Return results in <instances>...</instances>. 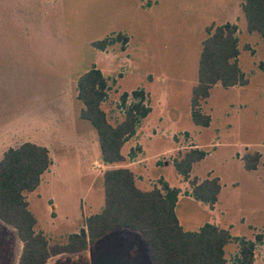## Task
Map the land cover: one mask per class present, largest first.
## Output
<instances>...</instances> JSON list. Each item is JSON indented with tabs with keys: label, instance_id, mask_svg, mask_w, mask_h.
Listing matches in <instances>:
<instances>
[{
	"label": "rangeland",
	"instance_id": "374dc122",
	"mask_svg": "<svg viewBox=\"0 0 264 264\" xmlns=\"http://www.w3.org/2000/svg\"><path fill=\"white\" fill-rule=\"evenodd\" d=\"M243 2L0 0V160L9 147L25 142L50 150L51 173L27 197L36 229L52 243L78 233L85 218L104 205L105 166L97 132L81 119L77 98L79 77L96 66L109 80L102 107L112 124L124 119V93L143 90L151 108L123 148L128 163L139 157L143 162L134 169L142 175L138 186L147 191L165 182L187 189L173 161L199 146L208 154L194 166L191 179L220 178L222 205L212 213L182 196L176 209L181 225L197 231L215 219L234 238L254 241L261 235L254 264H264V171L249 173L237 158L247 149L264 154V38L248 32ZM228 22L239 27L240 65L249 84L214 87L202 103L212 122L202 128L192 121L191 97L206 28ZM119 36L128 37L125 46L117 42L104 52L92 46ZM128 234L115 230L88 250L48 264H92L100 256L95 246H103L109 258L134 256L114 250L131 244ZM135 244L136 255L141 250L144 256ZM21 250L13 228L0 221V264H17ZM238 253L237 241L226 247L228 264Z\"/></svg>",
	"mask_w": 264,
	"mask_h": 264
},
{
	"label": "trees",
	"instance_id": "16d2710c",
	"mask_svg": "<svg viewBox=\"0 0 264 264\" xmlns=\"http://www.w3.org/2000/svg\"><path fill=\"white\" fill-rule=\"evenodd\" d=\"M241 9L248 32L264 38V0H244ZM206 32L208 37L203 41L198 81L191 97L192 121L202 128H208L212 122L211 115L203 111L202 103L211 96L214 87L220 85L229 89L249 84L240 65L238 25L231 22L220 26L212 24ZM117 42L125 46L128 37L106 38L93 42L92 46L104 52ZM260 69L264 71V62ZM109 89L108 78L96 66L78 79L77 98L83 105L80 117L96 130L102 163L110 168L102 176V211L86 217L83 228L69 235L65 242L52 243L44 232L37 231L38 221L27 197V193L40 187L43 176L53 165L50 150L25 142L3 154L0 160V221L13 228L22 244L17 264H48L57 257L84 252L118 229L141 233L154 264H228L226 247L234 241L239 243L234 264H254L257 244L263 239L261 235L254 241L234 238L229 230L212 223H206L197 231H186L176 213L182 193L180 188H172L165 182L147 191L138 187L135 173L126 166L128 158L123 148L151 108L145 104L143 90H135L131 95L124 93L120 104L124 119L114 125L102 107ZM207 154L193 146L180 153L173 164L191 186V192L186 194L214 208L222 189L219 178L191 179L193 166L203 161ZM243 161L247 170H257L262 154L247 150Z\"/></svg>",
	"mask_w": 264,
	"mask_h": 264
},
{
	"label": "crops",
	"instance_id": "0c3cea01",
	"mask_svg": "<svg viewBox=\"0 0 264 264\" xmlns=\"http://www.w3.org/2000/svg\"><path fill=\"white\" fill-rule=\"evenodd\" d=\"M39 145V144H38ZM43 146V145H42ZM45 146V145H44ZM46 147V146H45ZM196 147H199V146H196ZM9 148H16L15 146H12V147H9ZM8 148V149H9ZM7 149V150H8ZM247 150H249V149H247ZM246 150V151H247ZM6 151V150H5ZM5 151L3 152V154L5 153ZM251 151V150H250ZM256 151V150H255ZM259 152V151H258ZM246 152H244L243 154H241V153H238V155H237V158H238V160H241L242 162H243V167H244V169L246 170V171H248L249 173L250 172H253V173H261L262 171H264V154H262L261 152V154H262V161H261V164L259 165V167H258V169L257 170H254V171H249V170H247L246 168H245V164H244V161H243V156H244V154H245ZM3 154H2V157H3ZM126 157H127V155H125ZM128 158V157H127ZM2 159V158H1ZM143 162H142V160L140 159V157L139 158H136L134 161H132V162H129L128 163V161H127V167H129V168H131L132 170H133V172L135 173V175H136V179H137V185H138V182L139 181H142V179H141V177H142V175H140V173H137V172H135V168H138L139 167V165L140 164H142ZM200 163V162H199ZM53 165H54V162H53ZM53 165H52V167H53ZM196 165V164H195ZM194 165V166H195ZM105 166V170L104 171H106L108 168H110L109 166H106V165H104ZM194 166H193V168H194ZM192 171H193V169H192ZM51 173V169L47 172V173ZM46 174V173H45ZM207 178H216V177H212V176H208ZM207 178H205V179H207ZM200 181H203V180H205V179H200V178H198ZM43 180H44V178H43ZM43 180H42V182H43ZM219 180H220V182H221V179L219 178ZM186 183H188V186H187V189H182V188H180L181 190H182V193H181V195L179 196V200H180V197H182V196H186V197H189V198H191V199H193V200H195L191 195H187L186 194V192H191V186H190V184H189V182H186ZM42 184V183H41ZM221 186H222V184H221ZM139 187V186H138ZM140 188V187H139ZM223 186H222V189H221V192H220V195H219V202L217 203V205L214 207V208H210V206L209 205H207V204H203V203H201V202H199V201H197V200H195V201H197V202H199L201 205H202V207H204V209H206L207 211H210V212H212V213H214L221 205H222V200H221V196H222V193H223ZM178 203H179V201H178ZM29 204H30V202H29ZM178 205V204H177ZM103 207H104V205H103ZM103 207H102V209H103ZM102 209H100L101 211H102ZM177 209V208H176ZM100 211V212H101ZM99 212V213H100ZM95 214H98V213H95ZM35 215V214H34ZM91 215H94V214H91ZM90 215V216H91ZM89 217V216H88ZM38 221V220H37ZM209 223H212V224H215V225H218L219 227H221V228H223L219 223H218V221H216L215 219H214V221H212V222H209ZM38 224V223H37ZM181 224V223H180ZM206 224V223H205ZM204 224V225H205ZM203 225V226H204ZM202 227V226H201ZM200 227V228H201ZM224 229V228H223ZM127 230V229H126ZM199 230V229H198ZM227 230V229H226ZM38 231V230H37ZM41 231H43V230H41ZM130 231V230H129ZM47 236H49L45 231H43ZM130 233H132V234H128V235H124V236H126L127 237V239L129 238V241H130V245H127V246H120V247H116V248H114V250H116L115 252H118V254H120V253H122V252H129V251H132V252H134V256H120V255H118V256H116V258H109L108 256H104V251H103V249H104V247L103 246H95L94 247V249H98L96 252L97 253H99L100 254V256L99 257H96V262H94V263H92V264H98L100 261L101 262H104V263H106V264H154L153 263V260H152V258H151V254H150V252H149V249H148V246H147V243H146V240H145V238L143 237V235L141 234V233H138V232H134V231H130ZM127 234V233H126ZM135 242L137 243V245H139L142 249H144V251H145V255L144 256H142V252H141V250H140V252H138L137 253V255H136V244H135ZM131 252V253H132ZM137 256V257H136ZM98 259V260H97Z\"/></svg>",
	"mask_w": 264,
	"mask_h": 264
}]
</instances>
